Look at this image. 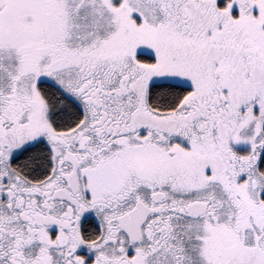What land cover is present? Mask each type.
Wrapping results in <instances>:
<instances>
[{
    "label": "snow or ice",
    "instance_id": "snow-or-ice-1",
    "mask_svg": "<svg viewBox=\"0 0 264 264\" xmlns=\"http://www.w3.org/2000/svg\"><path fill=\"white\" fill-rule=\"evenodd\" d=\"M0 264H264V0H0Z\"/></svg>",
    "mask_w": 264,
    "mask_h": 264
}]
</instances>
